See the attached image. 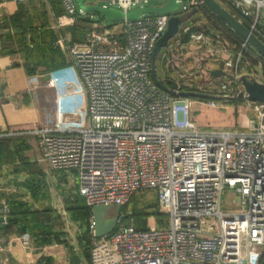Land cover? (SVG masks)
<instances>
[{"label":"built area","instance_id":"1","mask_svg":"<svg viewBox=\"0 0 264 264\" xmlns=\"http://www.w3.org/2000/svg\"><path fill=\"white\" fill-rule=\"evenodd\" d=\"M215 1L264 44V0ZM59 2L65 13L59 26H71L79 15L93 18L75 0ZM106 2L103 9L127 14L148 8L150 0ZM176 3L182 13H193L178 27L173 43L162 48L164 77L157 79L171 93L158 88L150 72L155 45L169 18L178 15L143 12L137 19L119 21L116 40L92 34L71 47L56 42L70 63L34 74L30 81L34 87L45 81L47 88H55L60 81L75 88L81 111L60 122L45 121L29 134L51 171L75 174L86 208L125 207L137 194L152 192L165 210L164 227L121 225L120 215L108 236L95 239L92 229L89 264H264V105L244 100L253 108V118L242 130L201 131L189 118L190 103L179 96L181 84L221 70L223 76L203 84L216 90L208 96L224 101L241 93L247 97L242 78L264 82L240 71L249 59L261 56L244 40L231 57L224 56L223 43L215 51L207 37L192 30L190 20L205 6L202 0ZM200 41L208 46L207 57L198 58L200 66L181 65L173 51ZM208 103L215 108L217 102ZM225 191L235 197V210L222 209ZM0 217L7 225L6 204L0 205ZM19 240L23 248L31 246L29 234L22 233Z\"/></svg>","mask_w":264,"mask_h":264},{"label":"crops","instance_id":"2","mask_svg":"<svg viewBox=\"0 0 264 264\" xmlns=\"http://www.w3.org/2000/svg\"><path fill=\"white\" fill-rule=\"evenodd\" d=\"M90 3L105 5L99 0ZM64 18L65 13L55 0H0V205L9 207L10 217L17 219L16 226H21L18 221L28 210L46 201L43 195L58 193L62 205L74 207L78 200L83 203L77 193L75 174L50 175L35 137L29 134L45 121L60 122L81 111L75 88L60 81L55 88H47L45 81L34 87L30 81L34 74L68 65L65 51L56 42L63 40L66 44L74 27L82 25L77 17L73 25L59 26ZM42 172L46 176H40ZM0 233L9 259L15 264H89V254L81 256L76 247L64 245H45L36 248L35 253L13 254L17 244L21 245L20 235L9 230Z\"/></svg>","mask_w":264,"mask_h":264},{"label":"rangeland","instance_id":"3","mask_svg":"<svg viewBox=\"0 0 264 264\" xmlns=\"http://www.w3.org/2000/svg\"><path fill=\"white\" fill-rule=\"evenodd\" d=\"M90 1L91 0H87L89 3ZM99 3L106 4L107 2L106 0H99ZM165 3L166 0H150L148 7L160 6ZM197 12V15H194L190 20L193 25L192 30L207 37L211 43L210 47L215 51L219 50L220 45L218 43H223L222 51H225L224 56L231 57L233 51L239 47L242 39L231 32L230 28L225 26V24L222 23L206 6H201ZM174 14L178 15L181 19L186 20L189 12L182 13V8H179L174 11ZM92 16V19L86 17V15L78 16V18L81 19L78 21H81L82 26L81 28L77 26L74 27V30H72L74 33L70 34V40L65 44L66 47H71L79 43L82 44L86 42L92 34L110 35L109 38L112 37L115 40L119 38V22H111L105 19L100 20L95 14H92ZM217 29H221V31H218ZM170 41L169 43H173V39ZM202 43L203 42L196 44V42H193L191 45H184L181 49L177 48V51H173L174 57L183 60L180 63L181 65L190 64L197 68L201 63L198 58L207 57L205 54L206 47L208 46H203ZM165 52V49L160 50L155 65L156 76L160 79H163L164 77L161 61ZM64 57L67 61L66 64H69L70 60L67 51H65ZM217 57V54L213 53V58ZM246 58L249 59L248 57ZM249 60L250 64L248 66L245 65L243 71L240 72L263 83L264 60L261 57ZM191 73H194V71ZM200 74L202 77L193 81L196 83L187 82L180 85L181 91H183L182 93L191 92L209 95L210 92L216 91L203 85L208 84L211 81V78L205 76L204 73ZM213 85L218 86L219 81H216ZM184 99H187L188 103H190V120L196 128L201 131L242 130L246 125L247 120L253 118V108L244 100L224 101L216 98L214 99L217 102L215 108H211L208 100L191 97ZM41 164L44 165L45 163L41 162ZM44 173L45 172H42L40 176H46V173ZM48 173H50V175L55 174L53 171H48ZM35 179L39 181L38 178ZM33 185H35V183ZM33 185L31 186L33 187ZM58 197L61 196L54 192L50 193L48 197L43 195L42 198L46 201H44L42 205L28 210L29 212L19 219L21 226L15 227L18 236L22 233H27L31 237L32 242L28 249L17 244V248L13 250V254L17 252L20 254H23L24 252L35 253L37 252L36 248L45 245H64L66 248L76 247V249L80 250L81 256L87 257L89 248L94 240L91 232L92 229H94L91 213L88 212V210L86 212L87 214L81 212L84 209V206L82 202L80 204L79 200L78 205L73 207L71 205H62L59 202ZM234 202H236L235 197L225 191L222 195V209L224 211L235 210L237 204L234 205ZM115 214V207H112L106 212V217L110 218ZM121 215V225L129 224L134 225L137 228H150L164 227L167 224L165 210L157 205L155 196L152 192L137 194L127 206L122 208ZM3 238V234L0 233V244L3 248V251L0 253V264H15V262L9 259L10 254L5 250L6 245L2 242Z\"/></svg>","mask_w":264,"mask_h":264},{"label":"water","instance_id":"4","mask_svg":"<svg viewBox=\"0 0 264 264\" xmlns=\"http://www.w3.org/2000/svg\"><path fill=\"white\" fill-rule=\"evenodd\" d=\"M75 1L77 6L85 13L95 14L99 17V19H105L111 22H119L124 19H137L143 12L147 14L166 15L168 13L176 11L178 8L176 0H166V3L162 7H148L145 9H135L128 12L127 14H124L118 10L111 8L103 9L101 6L93 5L87 2L86 0ZM202 2L216 17H218L225 25H227L237 36H239L242 40L246 41L264 59L263 43H261L256 37L250 34L247 29H245L231 15H229L215 0H202ZM192 13L193 11L189 12L186 20L190 17ZM186 20L181 19L179 16H171L169 18L167 30L164 35L160 38V40L156 43L152 56L150 72L151 80L158 88L170 93L171 91L165 85H163L161 81L157 79L155 63L160 50L167 46L168 42L177 33L178 27ZM219 67L221 68L222 65L219 64ZM223 75L224 73L221 70L209 71V76L211 79L219 78ZM241 82L244 86V90L247 94V97H244V95L241 93L236 99L230 98L228 100H246L249 102H254L258 105H264V86L254 81L250 82L246 78H242ZM179 96L183 98L191 97L204 100L216 99L215 97H211L205 94L191 92L180 93ZM112 207H115L116 214L110 218L106 217V212ZM120 212L121 207L119 206H96L91 210L95 239H101L103 237H106L114 231L118 223ZM13 220V218L8 217L6 219V222L10 223ZM4 229L5 225L3 224V219L0 217V231Z\"/></svg>","mask_w":264,"mask_h":264},{"label":"trees","instance_id":"5","mask_svg":"<svg viewBox=\"0 0 264 264\" xmlns=\"http://www.w3.org/2000/svg\"><path fill=\"white\" fill-rule=\"evenodd\" d=\"M55 1H56V3H57L60 7H62L61 4H60V2H59V0H55ZM58 68H61V67H58ZM58 68H57V69H58ZM122 208H123V207H121V210H122ZM87 210H88V212L91 213V210L88 209V208H86L85 206H84V209H83L81 212H84V214H87V213H86ZM91 214H92V213H91ZM120 215H121V212H120ZM18 222H19V221H18ZM16 224H17V219H14L12 222H10V223L5 227V229L3 230V232H8V230H9L10 232H12V231H16V230H15ZM140 229H144V228H140ZM88 254H89V253H88Z\"/></svg>","mask_w":264,"mask_h":264}]
</instances>
